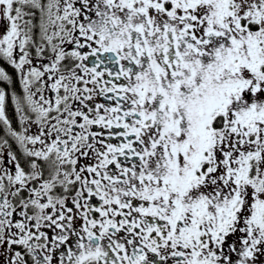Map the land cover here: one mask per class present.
I'll use <instances>...</instances> for the list:
<instances>
[{
    "label": "snow or ice",
    "instance_id": "6c2138e0",
    "mask_svg": "<svg viewBox=\"0 0 264 264\" xmlns=\"http://www.w3.org/2000/svg\"><path fill=\"white\" fill-rule=\"evenodd\" d=\"M0 264H264V0H0Z\"/></svg>",
    "mask_w": 264,
    "mask_h": 264
}]
</instances>
